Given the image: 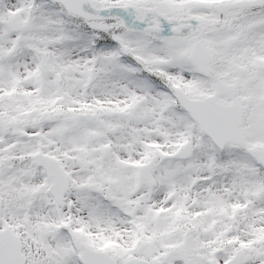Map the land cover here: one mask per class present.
I'll use <instances>...</instances> for the list:
<instances>
[{
  "label": "snow or ice",
  "instance_id": "snow-or-ice-1",
  "mask_svg": "<svg viewBox=\"0 0 264 264\" xmlns=\"http://www.w3.org/2000/svg\"><path fill=\"white\" fill-rule=\"evenodd\" d=\"M0 264H264V0H0Z\"/></svg>",
  "mask_w": 264,
  "mask_h": 264
}]
</instances>
